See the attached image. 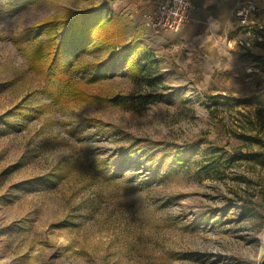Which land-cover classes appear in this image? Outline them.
Segmentation results:
<instances>
[{"label":"rangeland","instance_id":"rangeland-1","mask_svg":"<svg viewBox=\"0 0 264 264\" xmlns=\"http://www.w3.org/2000/svg\"><path fill=\"white\" fill-rule=\"evenodd\" d=\"M73 4L84 5L0 7V264H260L264 165L201 167L213 146L264 151V104L236 101L264 95V11L240 20L230 51L200 61L132 21L159 60L145 78L119 68L95 90L150 100L59 110L45 107L26 47L31 25ZM85 116L100 123L72 134ZM97 159L114 178H98Z\"/></svg>","mask_w":264,"mask_h":264},{"label":"trees","instance_id":"trees-1","mask_svg":"<svg viewBox=\"0 0 264 264\" xmlns=\"http://www.w3.org/2000/svg\"><path fill=\"white\" fill-rule=\"evenodd\" d=\"M79 1L84 5L73 4L64 8L62 12L52 14L42 22L30 26L29 42L26 47L27 61L29 70L39 79V93L49 99V102L44 104L45 107L64 110L75 104L94 100L108 103L148 102L150 99L146 96L137 99L131 95L111 97L100 95L95 90L115 77L119 68L145 78L159 59L155 58L152 48L140 39V34L132 21L125 15L113 11L110 0ZM35 2L37 0H5L4 3H0V7L14 10ZM110 55H113L112 59H109ZM236 101L264 104V95L255 94ZM84 121L100 123L92 116L75 117L69 122L71 133L77 134ZM184 146L181 151L180 149L176 151L177 159L180 161L183 159L182 153L191 149L194 143L189 142ZM220 148L213 146L212 160L201 167V172L207 174L206 176H211L216 170L219 171L225 162L233 163L242 158L255 160L264 165L262 150L245 152L233 150L226 155ZM219 154L220 159H216L215 155ZM108 164V159L95 160L96 173L100 174L97 175L100 180L109 181L114 178L115 169L107 171Z\"/></svg>","mask_w":264,"mask_h":264},{"label":"crops","instance_id":"crops-1","mask_svg":"<svg viewBox=\"0 0 264 264\" xmlns=\"http://www.w3.org/2000/svg\"><path fill=\"white\" fill-rule=\"evenodd\" d=\"M156 1L110 0V6L115 13L135 21L144 19L143 12L151 9ZM195 2L196 9L192 22L179 30L161 31L165 44L179 56L186 52L187 60H191V56L196 61L206 60L230 51L233 30L239 27L240 20L246 16L253 17L258 11H264V0H195Z\"/></svg>","mask_w":264,"mask_h":264},{"label":"built area","instance_id":"built-area-1","mask_svg":"<svg viewBox=\"0 0 264 264\" xmlns=\"http://www.w3.org/2000/svg\"><path fill=\"white\" fill-rule=\"evenodd\" d=\"M195 9V0H157L143 18L154 32L179 30L194 20Z\"/></svg>","mask_w":264,"mask_h":264},{"label":"water","instance_id":"water-1","mask_svg":"<svg viewBox=\"0 0 264 264\" xmlns=\"http://www.w3.org/2000/svg\"><path fill=\"white\" fill-rule=\"evenodd\" d=\"M260 264H264V256H263Z\"/></svg>","mask_w":264,"mask_h":264},{"label":"bare ground","instance_id":"bare-ground-1","mask_svg":"<svg viewBox=\"0 0 264 264\" xmlns=\"http://www.w3.org/2000/svg\"><path fill=\"white\" fill-rule=\"evenodd\" d=\"M263 249H264V247H263Z\"/></svg>","mask_w":264,"mask_h":264}]
</instances>
